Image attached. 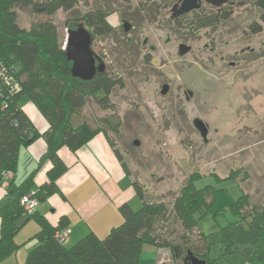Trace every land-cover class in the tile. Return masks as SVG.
I'll return each instance as SVG.
<instances>
[{"label": "rangeland", "instance_id": "1", "mask_svg": "<svg viewBox=\"0 0 264 264\" xmlns=\"http://www.w3.org/2000/svg\"><path fill=\"white\" fill-rule=\"evenodd\" d=\"M170 1L79 0L52 17L18 9L17 21L25 29L53 23L64 48L67 21L98 7L111 12L112 34L94 37L91 49L105 71L123 79V88L111 94V108L103 110L89 99L74 119L104 130L144 199L166 206L169 216L156 223L158 233L183 229L173 212L183 187L212 186L215 202L203 218L197 215L196 227L210 244V260L241 264L237 256L220 258V229L234 220L228 205L241 191L251 206L264 208V23L259 34L250 32V24L260 23L259 10L251 7L210 28H190V15L178 27L169 21ZM123 20L131 26L128 32ZM180 44L190 47L184 55ZM163 86L168 87L164 95ZM195 119L206 126L205 138ZM191 229L182 231L183 244L200 253L204 244ZM179 243L176 238L173 245ZM147 247L140 255L146 261ZM168 250L171 263L180 264Z\"/></svg>", "mask_w": 264, "mask_h": 264}, {"label": "trees", "instance_id": "2", "mask_svg": "<svg viewBox=\"0 0 264 264\" xmlns=\"http://www.w3.org/2000/svg\"><path fill=\"white\" fill-rule=\"evenodd\" d=\"M78 2L0 0V186L5 188L9 196L5 203L0 204V261L18 250L19 245L14 237L24 222L32 220L39 227L33 236L38 244L27 253L23 264H139L142 248L146 244L172 251L184 246L182 250L204 260L205 264H215L208 258L210 244L196 227L195 221L197 215L203 218L215 202V190L210 185L197 188L191 183L183 187L173 203V212L183 229L169 234L158 233L155 229L158 221L169 216L166 206L147 202L141 188L135 183L133 188L141 206L134 211L127 203L120 205L118 210L122 222L112 227L103 238L90 232L66 246L58 242L54 234L68 229L67 218L60 217L56 224H51L37 212V206L31 213H24L20 201L29 192L35 193L37 205L45 195H61L56 184L65 171L58 157L61 148L76 152L101 133L121 162L120 155L104 130L92 128L85 121L77 123L74 118L89 99L103 110L111 108L109 98L114 90L123 88V79L113 77L105 69L89 81L73 78L71 63L66 59L55 25L39 22L25 29L17 21L18 9H30L38 16L52 17L59 10L70 11ZM254 7L260 12V23L253 22L249 30L252 34H259L261 23H264V0L254 2ZM110 13L102 7L90 9L82 17L67 21L65 25L72 29L81 24L91 34L92 40L97 36H109L113 32L107 20ZM229 15L228 11L218 15L195 12L190 15L188 24L190 28H209L220 19H228ZM182 20L176 22V26H183ZM25 101L31 102L46 121L48 128L44 133L37 131L23 111L22 104ZM39 138L46 144L40 164H50L46 181L34 188L35 169L22 183L13 184L10 180L16 173L21 148ZM121 167L128 174L123 163ZM7 173H11L12 177L3 181L5 183L2 185L1 181ZM228 209L234 220L220 229V258L237 256L241 264H264V208L251 206L247 193L241 191L240 197L230 203ZM191 228L198 230L197 237L204 244L203 249L198 247L202 250L200 253L183 244L185 238L181 233L192 231ZM173 235L175 238L171 237ZM176 238L183 245H173Z\"/></svg>", "mask_w": 264, "mask_h": 264}, {"label": "crops", "instance_id": "3", "mask_svg": "<svg viewBox=\"0 0 264 264\" xmlns=\"http://www.w3.org/2000/svg\"><path fill=\"white\" fill-rule=\"evenodd\" d=\"M22 109L39 133L47 131L46 121L31 102L25 101ZM45 151L46 144L41 138L21 148L16 173L10 182L18 185L36 169L34 188L42 185L50 168L48 162L40 164ZM58 157L66 167L56 181L61 195H45L43 201L37 205V212L51 224H56L60 217L67 218L69 233L66 246L72 245L90 232L99 238L105 237L112 227L122 222L119 206L127 203L133 208L138 204L133 181L124 172L112 147L101 134L94 136L76 152L61 148ZM3 181L5 179L1 181L2 185L5 183ZM5 195V188L0 186V204L8 200L9 196ZM38 230L36 222H24L14 237L19 245L18 250L0 261V264H23L27 253L38 244V241L33 239ZM144 250L151 253V257L147 261L140 257L139 264L172 262L166 248L150 246Z\"/></svg>", "mask_w": 264, "mask_h": 264}, {"label": "water", "instance_id": "4", "mask_svg": "<svg viewBox=\"0 0 264 264\" xmlns=\"http://www.w3.org/2000/svg\"><path fill=\"white\" fill-rule=\"evenodd\" d=\"M219 4V3H217ZM200 6V0H183L178 14H184L190 10L197 9ZM129 25L124 23V30L127 31ZM92 37L91 34L81 25L67 30V36L64 44L66 59L71 63V75L73 78L81 81L91 80L97 73L104 71V65L98 62V58L91 49ZM190 50V47L185 45L179 46V54L184 55ZM167 86L162 87L161 94L167 92ZM194 126L199 131L200 135L205 138L207 128L201 120H195ZM191 264H205L204 260H200L188 252Z\"/></svg>", "mask_w": 264, "mask_h": 264}, {"label": "flooded vegetation", "instance_id": "5", "mask_svg": "<svg viewBox=\"0 0 264 264\" xmlns=\"http://www.w3.org/2000/svg\"><path fill=\"white\" fill-rule=\"evenodd\" d=\"M182 1L183 0H171L170 1L171 3H169V4H171L170 10L168 12L169 13V19H170L169 21L172 22L173 24H175L178 21L180 22L183 17L189 16L195 12H201L203 14L210 13V14L218 15V14L224 13L225 11H228V12H230V15H229V18H230L239 9L247 10L248 8L254 7V2H256L258 0H200L199 8L190 10L189 12H186L184 14H178V10L180 8ZM217 3H219V4H217ZM142 8H143V6H142ZM143 10H145V9L143 8ZM150 11L152 12V9H150ZM147 12H149V11H147ZM229 18L225 19V20L220 19L215 26H217L221 21L229 20ZM123 23L128 24L129 29H130L131 26L129 23H127L124 20H123ZM123 29H124V24H123ZM129 29L127 31L124 30V32H128ZM92 42H93V40H92ZM180 45H184V44H180ZM96 57L98 58L97 63L98 62L103 63L102 60L97 55H96ZM103 65H104V63H103ZM104 69H105V65H104ZM195 120H199V119H195ZM194 121H193V124H194ZM175 259L178 260L180 262V264H191V261L189 259V255H188V251H186V250L185 251L179 250V254L176 253V251H175Z\"/></svg>", "mask_w": 264, "mask_h": 264}, {"label": "built area", "instance_id": "6", "mask_svg": "<svg viewBox=\"0 0 264 264\" xmlns=\"http://www.w3.org/2000/svg\"><path fill=\"white\" fill-rule=\"evenodd\" d=\"M12 177L11 173H7L4 178L6 179H10ZM21 207L24 211V213H31L32 210L37 206V200L35 198V193L34 192H29L28 194H26L25 196L22 197L21 201H20ZM68 233L69 230L66 229L64 231H57L54 234V238L60 242V243H64L67 240L68 237Z\"/></svg>", "mask_w": 264, "mask_h": 264}]
</instances>
